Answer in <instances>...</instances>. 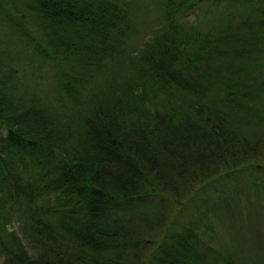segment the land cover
<instances>
[{"label": "trees", "instance_id": "obj_1", "mask_svg": "<svg viewBox=\"0 0 264 264\" xmlns=\"http://www.w3.org/2000/svg\"><path fill=\"white\" fill-rule=\"evenodd\" d=\"M217 1L161 0L163 30L125 55L116 0H0L1 264H264L232 224L215 241L216 195L264 154V0H224L218 31L188 19ZM207 186L167 222L164 194Z\"/></svg>", "mask_w": 264, "mask_h": 264}, {"label": "rangeland", "instance_id": "obj_2", "mask_svg": "<svg viewBox=\"0 0 264 264\" xmlns=\"http://www.w3.org/2000/svg\"><path fill=\"white\" fill-rule=\"evenodd\" d=\"M118 3L122 5L125 9H129L128 19L130 21V26L125 34V55L135 54L140 55V51L145 48V46H149L154 40L155 37L161 32L163 27V19H162V10L160 7L161 0H116ZM224 0H219L215 3H202L199 5L198 10L191 11L188 15L189 20L195 19L196 16L201 17L203 14L208 20H201L202 23L206 24L209 22V25L206 26L210 28H214L212 31H218L211 24V21L217 23L220 20V16H222V8L225 4ZM213 19V20H211ZM199 23V22H197ZM196 24V22H195ZM14 30V29H13ZM163 30V29H162ZM14 32H16L14 30ZM127 57H124V59ZM126 64V63H125ZM46 72L48 81L47 84L50 83L52 77L49 73L48 67L46 66ZM94 78V77H93ZM92 78V79H93ZM101 75L95 76L93 79L94 87L97 90H101L103 92L104 97L106 96V92H111L107 87H104V84L100 80ZM28 81V79H27ZM26 81V83H27ZM30 81L32 86H34L33 91L38 92L41 87L38 85L37 77L30 76ZM38 88V89H37ZM250 162V163H249ZM244 167L238 168L235 170L236 173H240V176L236 178V182L233 183L234 187L232 193L229 194H220L218 193L216 197L221 203V210L224 216L228 219L229 223H217L215 228V241L216 243H222L224 246L230 244L229 240H232V234L227 227L230 228V224L234 225L233 230L236 233V236L243 238L246 245L249 248H259V245L264 240V201L261 200L262 204L254 207L250 206L249 202H256V199L252 196L249 201L246 200L244 195L248 190V183L250 181L256 180L264 181L262 178L261 172L264 171V154L260 155L257 158H250ZM223 171L220 167L218 172ZM259 183V182H258ZM195 184V182H194ZM196 186L195 188H198ZM200 192L194 195V191L190 190V192H179V194H164L162 201H160L161 205H163L165 209V218L167 222L176 221V224L181 222L179 216H177L181 209L184 207H193V204H199L202 202V198H208L205 196V191L208 190V186L205 188L199 189ZM235 194V195H232ZM225 197V198H223ZM208 200V199H207ZM225 203H229L226 205ZM187 215V214H186ZM185 215V216H186ZM24 217V216H22ZM19 223V225L17 224ZM216 222H218L216 220ZM22 222H20L18 216H15L12 219V226L9 225L6 228V231L11 233L13 230L15 233L19 234L20 237L23 238V233L20 229ZM175 224V225H176ZM16 234V236H17ZM223 234L226 236L223 237ZM28 237L27 239H29ZM26 245L31 249V242L27 243V240L24 237ZM227 240V241H225ZM231 246V244H230ZM4 255L0 253V264L4 261ZM28 257V255H26Z\"/></svg>", "mask_w": 264, "mask_h": 264}]
</instances>
